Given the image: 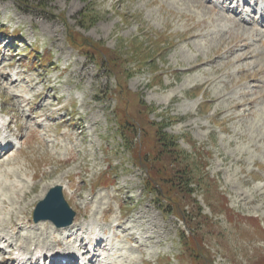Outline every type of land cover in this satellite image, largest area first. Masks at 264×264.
Instances as JSON below:
<instances>
[{
  "label": "rangeland",
  "instance_id": "obj_1",
  "mask_svg": "<svg viewBox=\"0 0 264 264\" xmlns=\"http://www.w3.org/2000/svg\"><path fill=\"white\" fill-rule=\"evenodd\" d=\"M39 1L0 0V117L18 142L0 151V229L50 230L33 210L62 184L80 236L118 235L122 264H264V23L229 0ZM154 122L185 160L155 165Z\"/></svg>",
  "mask_w": 264,
  "mask_h": 264
},
{
  "label": "bare ground",
  "instance_id": "obj_2",
  "mask_svg": "<svg viewBox=\"0 0 264 264\" xmlns=\"http://www.w3.org/2000/svg\"><path fill=\"white\" fill-rule=\"evenodd\" d=\"M239 2L240 1H237L236 4H238ZM219 3L222 4L224 2L220 0ZM262 4L264 5V2H262ZM216 7L217 5H214L211 8L216 9ZM13 82L15 84V81H12L11 83ZM8 129L9 123L4 122L0 118V133L5 134L6 130ZM7 139L8 135H5L3 140L0 139V147L3 148V150L7 149V152H5L4 155L8 154V150L12 146V142ZM12 183L15 185L16 189L17 186H20L22 184V181L19 180V178H16L12 180ZM44 222L46 221L38 222L37 224L41 226L40 224H43ZM26 226V223H23L18 227V230L16 228H9V230L11 231H7L6 229H0V253H2L1 251L5 252L7 249H13L14 252H18L21 255H25L26 253L32 255H57L62 252L68 253L67 255H69V259L67 261H69L74 258V255L72 253V248L74 247L73 245L76 246L79 244L82 247L86 245V236H80L82 226L76 221L68 227L61 228L56 227L53 225V223H51L49 227L50 230H47V227H45L43 228V232L41 230V232L37 236H34L33 232L30 231L31 228L28 229L26 233H23V231L27 228ZM39 226L36 228V231L34 233L37 234V231H40V229H42V226ZM117 226L119 230H122L119 228V223ZM127 230L128 229H126L125 231ZM45 231L47 232L46 235H44ZM122 233L124 234V237H126V240L123 243H129L130 239L128 235L124 231H122ZM48 237H52L53 241L55 242V245H52V243L48 242ZM116 237H118V235H116ZM97 240L100 241L97 242L96 247H102V245L106 242L107 239H102L100 237ZM118 243L121 245L120 239L118 240ZM128 248L129 247H127V245H123L121 248L116 249V259L120 260L121 257L127 259L133 258L132 255L127 253ZM121 250L125 251H123V253H119ZM93 251H96V249H93ZM88 252L89 251H87V253ZM47 260H49V258H47ZM2 263L5 264V262Z\"/></svg>",
  "mask_w": 264,
  "mask_h": 264
},
{
  "label": "water",
  "instance_id": "obj_3",
  "mask_svg": "<svg viewBox=\"0 0 264 264\" xmlns=\"http://www.w3.org/2000/svg\"><path fill=\"white\" fill-rule=\"evenodd\" d=\"M34 220H50L58 227L69 226L73 223L76 212L67 202L63 187L56 185L50 189L34 210Z\"/></svg>",
  "mask_w": 264,
  "mask_h": 264
},
{
  "label": "trees",
  "instance_id": "obj_4",
  "mask_svg": "<svg viewBox=\"0 0 264 264\" xmlns=\"http://www.w3.org/2000/svg\"><path fill=\"white\" fill-rule=\"evenodd\" d=\"M17 1H22V0H17ZM37 1H39V0H37ZM44 3H43V1H39V3H38V5H39V7H41L42 5H43ZM88 15V13H86V12H82V17L84 16H87ZM139 44H141V43H139V42H137V43H135L134 44V47H133V52H135L136 53V55H138L139 57H142V55H143V53H144V51H143V47H142V45H140V47L138 46ZM151 58V57H150ZM150 58H148V57H145L144 59H142V60H139V59H134L135 61L136 60H139V61H137V62H141V61H145L146 63H148V60L150 59ZM138 64H140V63H138ZM153 124H155V125H157V130L155 129V132H156V134H157V138H156V145L154 146V147H152V150H155L154 151V153L156 154V155H158L159 154V152L161 153V156H160V158H159V160H158V162L155 164V165H160V162H162V160L163 159H165V158H169V155L171 156V157H173L174 159H176L177 161L179 160V158L178 157H180L181 158V156L182 155H184V160L186 159V155H185V153L186 152H184L183 150H180V147H179V144H178V142H177V139L175 138V137H173L172 135H170V134H168L167 132H165L164 131V129L162 128V126L160 125V123H157V122H154ZM153 126V125H152ZM160 126V127H159ZM144 129H142V131H143ZM137 155V154H136ZM138 156V155H137ZM140 159V158H139ZM180 160H183V159H180ZM165 166V165H164ZM166 167V166H165ZM185 171V167L183 168V171L182 172H184ZM185 173V172H184ZM159 174V175H158ZM157 174V178H153L152 177V179L153 180H156V182H150L152 185H156L157 183H159V184H161V185H163V181H165L166 179H167V174L164 172V171H161V174H160V171H159V173ZM190 178V177H189ZM154 183V184H153ZM150 184V185H151ZM151 185V186H152ZM150 189V191L151 192H155L157 195H159L160 194V192L156 189V188H154V187H150L149 188Z\"/></svg>",
  "mask_w": 264,
  "mask_h": 264
}]
</instances>
